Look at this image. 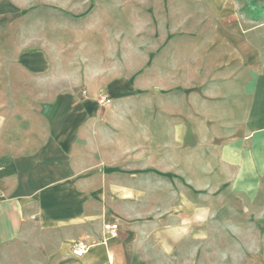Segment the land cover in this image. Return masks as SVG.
<instances>
[{
  "label": "crops",
  "instance_id": "0c3cea01",
  "mask_svg": "<svg viewBox=\"0 0 264 264\" xmlns=\"http://www.w3.org/2000/svg\"><path fill=\"white\" fill-rule=\"evenodd\" d=\"M214 2L223 9L210 35L206 96L191 94L189 106L175 96L169 111L164 99L149 118L136 116L120 79L105 108L96 88L40 96L32 76L45 73L44 54L8 48L0 32V264L214 262L199 254L215 240L206 221L214 207L199 203L209 194L192 184L193 156L200 143L219 147L241 193L264 181V0ZM171 154L182 172L166 169ZM177 180L190 189L168 190ZM108 222L119 224L116 236ZM78 241L88 249L74 255Z\"/></svg>",
  "mask_w": 264,
  "mask_h": 264
},
{
  "label": "rangeland",
  "instance_id": "374dc122",
  "mask_svg": "<svg viewBox=\"0 0 264 264\" xmlns=\"http://www.w3.org/2000/svg\"><path fill=\"white\" fill-rule=\"evenodd\" d=\"M222 9L214 0H0V32L7 35L8 48L21 44L23 51L44 54L45 73L32 76L39 80L40 96L86 94L92 88L99 96L111 95V83L120 79L135 96L128 104L136 116L149 118L164 99L169 111L175 110V96L187 106L191 94L206 96L207 81L215 75L210 35ZM186 151L184 158H190ZM219 154V147L203 142L193 156L198 171L192 184L209 194L207 199L201 193L199 203L214 207L206 221L215 240L200 244V259L238 264L246 256L247 264H254L258 256L264 262V181L254 191L239 192ZM174 158L171 154L167 170L175 169ZM189 186L167 183L168 190Z\"/></svg>",
  "mask_w": 264,
  "mask_h": 264
},
{
  "label": "built area",
  "instance_id": "2783aa9c",
  "mask_svg": "<svg viewBox=\"0 0 264 264\" xmlns=\"http://www.w3.org/2000/svg\"><path fill=\"white\" fill-rule=\"evenodd\" d=\"M84 93H86V91H84ZM97 100L101 106H109L112 102V97L109 94L105 93V94H101ZM104 230L106 234L110 236H116L118 234L119 224L117 222L105 223ZM87 249H88L87 243L83 241H78L74 243V245L72 246V253L74 255H81L84 252H86Z\"/></svg>",
  "mask_w": 264,
  "mask_h": 264
},
{
  "label": "trees",
  "instance_id": "16d2710c",
  "mask_svg": "<svg viewBox=\"0 0 264 264\" xmlns=\"http://www.w3.org/2000/svg\"><path fill=\"white\" fill-rule=\"evenodd\" d=\"M259 8H257L256 10H258ZM264 8H261L260 10H263ZM250 10H254V8L253 7H250Z\"/></svg>",
  "mask_w": 264,
  "mask_h": 264
}]
</instances>
